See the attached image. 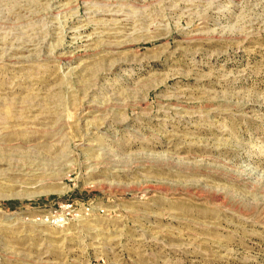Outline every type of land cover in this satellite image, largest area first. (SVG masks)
Wrapping results in <instances>:
<instances>
[{
    "label": "rangeland",
    "instance_id": "obj_1",
    "mask_svg": "<svg viewBox=\"0 0 264 264\" xmlns=\"http://www.w3.org/2000/svg\"><path fill=\"white\" fill-rule=\"evenodd\" d=\"M0 264H264V0H0Z\"/></svg>",
    "mask_w": 264,
    "mask_h": 264
}]
</instances>
